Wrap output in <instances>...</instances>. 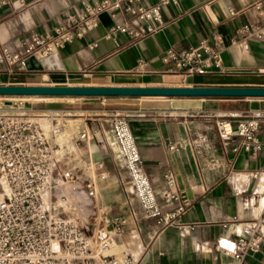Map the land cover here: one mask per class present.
Instances as JSON below:
<instances>
[{
  "label": "crops",
  "instance_id": "crops-1",
  "mask_svg": "<svg viewBox=\"0 0 264 264\" xmlns=\"http://www.w3.org/2000/svg\"><path fill=\"white\" fill-rule=\"evenodd\" d=\"M10 1L0 9V50L8 45L20 50V42L34 33L55 37L59 29L75 31L76 25L67 19L80 14L85 3L102 0H27L22 7L17 0ZM254 4L264 9V0H178L163 8L161 29L141 40L111 35V26L127 16L118 12L113 18L111 12H105L93 32L58 52V68L36 53L25 69L12 76L17 82L0 73V86L262 88L264 40L237 33L244 25L264 32L252 8ZM218 37L225 45L221 65L207 75L181 80L162 62L167 49L196 47L201 40L213 45ZM93 45L96 47L91 48ZM182 99L186 100H179L182 107L176 113L146 114L139 108L127 119L139 145L142 169L157 196L164 190L163 176L171 173L175 177L187 209L180 230L161 228L145 217L136 197L128 192L129 174L114 139L104 138L101 131L94 129L92 140L75 152L63 150L64 164H60L61 159L56 161L57 171L74 172L80 187L95 181L94 206L109 219L127 220L110 251L112 256L126 252L136 264L229 263L230 259L216 252L214 246L219 241L231 246L236 240L240 227L230 223L231 218H256L263 208L264 176L253 177L263 169V160H254L245 153L232 154L217 137L215 121L218 116L232 120L256 118L262 137L264 99ZM84 126L89 127L87 123L80 129ZM167 144L176 145L177 151H168ZM97 163L103 164L105 180L98 177ZM252 194L258 200L248 206L244 197ZM258 232L264 236V225H258ZM250 262L263 264L264 247Z\"/></svg>",
  "mask_w": 264,
  "mask_h": 264
},
{
  "label": "built area",
  "instance_id": "built-area-1",
  "mask_svg": "<svg viewBox=\"0 0 264 264\" xmlns=\"http://www.w3.org/2000/svg\"><path fill=\"white\" fill-rule=\"evenodd\" d=\"M27 0H17L25 6ZM178 0H102L85 3L84 10L67 19L76 30L59 29L57 35L43 36L37 33L20 42V50L8 45L0 50V73L14 76L27 66L28 59L40 53L44 62L58 68V52L76 39L93 32L100 23V15L111 12L126 14V20L115 22L109 33L125 35L141 40L155 34L163 25L162 10ZM11 4L0 0V9ZM264 25V9L260 4L252 6ZM231 15H234L231 12ZM237 33L246 38L264 40V32L255 26H241ZM235 41H231L234 45ZM96 45L91 46V48ZM225 45L221 38L213 45L201 40L196 47L183 50L167 49L162 62L181 80L211 73L221 65V53ZM0 100V264H136L128 253L110 255L116 246V238L123 232L127 220L109 219L94 206L97 195L95 181L78 186L72 171L56 174L58 150L55 142L63 132L58 113L49 112L34 116L7 113ZM22 102L12 103L20 107ZM215 132L219 140L228 146L232 154L245 153L250 158L262 159L263 169L253 177L264 176V136L260 135V123L256 118L232 120L218 116ZM115 144L129 174L128 192L135 196L146 218L154 220L161 228H183L181 218L187 209L181 202L173 174L163 176L164 190L157 196L149 178L142 169L139 145L135 141L126 118L116 115L112 121ZM80 142L92 140L90 128L84 126L78 133ZM168 151L177 146L167 144ZM98 177L105 180L103 164H95ZM264 198V196H263ZM258 200L255 194L244 197L251 206ZM230 223L240 227L239 235L231 246L219 241L214 250L227 256L224 264H253L262 252L264 236L258 225H264L263 208L256 217ZM223 228L227 224H222ZM264 264V262H263Z\"/></svg>",
  "mask_w": 264,
  "mask_h": 264
},
{
  "label": "rangeland",
  "instance_id": "rangeland-1",
  "mask_svg": "<svg viewBox=\"0 0 264 264\" xmlns=\"http://www.w3.org/2000/svg\"><path fill=\"white\" fill-rule=\"evenodd\" d=\"M14 77H11V82H15ZM17 82V81H16ZM31 82V81H30ZM41 82V81H38ZM45 83V82H44ZM188 83V81H187ZM9 86H26V85H9ZM46 86V85H41ZM14 101H4L3 109L7 113H21L29 116L55 112L58 113L63 123V136L55 142L58 153L57 160L60 164H64L61 154L67 148L75 152L77 147L85 145L84 142L77 141L78 131L83 124L89 125L91 132L101 131L104 138H110L112 141L114 135L112 133V121L116 115H121L128 119L130 114L136 109H144L146 114L154 113H176L177 109L182 107L179 100L182 98H126V97H72V96H27L26 100H21L17 97L22 96H2ZM15 97V98H14ZM32 97V98H31ZM36 97V98H33ZM17 98V99H16ZM198 98H192L191 100ZM230 100H240L242 98H220ZM251 99V98H247ZM104 100H107L106 102ZM22 102L20 107L12 106V103ZM104 104V105H102ZM106 106V107H105ZM105 109V111H104ZM105 113V116L103 115ZM101 119V120H98ZM128 121V120H127ZM98 126V128H97ZM87 127V126H86ZM92 136V133H91ZM64 147V148H63ZM63 160V161H62ZM68 161V160H66ZM57 164V163H56ZM56 174L59 172L56 169ZM79 186V185H78Z\"/></svg>",
  "mask_w": 264,
  "mask_h": 264
},
{
  "label": "water",
  "instance_id": "water-1",
  "mask_svg": "<svg viewBox=\"0 0 264 264\" xmlns=\"http://www.w3.org/2000/svg\"><path fill=\"white\" fill-rule=\"evenodd\" d=\"M0 96L264 99V87L0 86Z\"/></svg>",
  "mask_w": 264,
  "mask_h": 264
},
{
  "label": "bare ground",
  "instance_id": "bare-ground-1",
  "mask_svg": "<svg viewBox=\"0 0 264 264\" xmlns=\"http://www.w3.org/2000/svg\"><path fill=\"white\" fill-rule=\"evenodd\" d=\"M48 77H46V79H47ZM38 97V96H37ZM49 97V96H48ZM15 98V97H14ZM17 98H19V99H21V100H26L28 97L27 96H22V97H17ZM16 98V99H17ZM32 98V97H31ZM33 98H36V97H33ZM38 98H41V97H38ZM29 99V98H28ZM0 100H3V101H14V99H10V98H6V97H2V96H0ZM6 103V102H5ZM63 134H64V132H61V134L58 136V138H60L61 136H63ZM58 138H57V140H58ZM114 141H115V139H114Z\"/></svg>",
  "mask_w": 264,
  "mask_h": 264
}]
</instances>
